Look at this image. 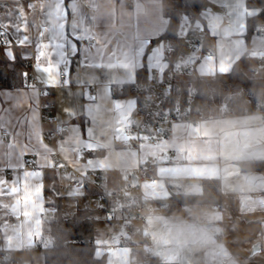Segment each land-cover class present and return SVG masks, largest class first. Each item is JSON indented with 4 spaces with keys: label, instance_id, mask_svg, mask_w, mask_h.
Returning a JSON list of instances; mask_svg holds the SVG:
<instances>
[{
    "label": "crops",
    "instance_id": "obj_1",
    "mask_svg": "<svg viewBox=\"0 0 264 264\" xmlns=\"http://www.w3.org/2000/svg\"><path fill=\"white\" fill-rule=\"evenodd\" d=\"M132 2L0 0V31H6L12 41L10 45L0 41V48L9 60L20 57L29 66L24 86L0 89V246L12 250L17 260L30 259L31 263H26L32 264L34 252L42 247L40 239H48L50 226L43 217L45 212L59 213L61 207L64 215L71 217L89 208L82 196L98 194L86 178L108 191L126 181L127 169L135 170L156 157L158 178L137 187L148 205L139 234L152 251H160L161 261L264 264V171L242 168V162L264 164V124L256 113L209 117L198 126L176 123L174 138L159 146L136 144L127 136L124 127L137 113V99L117 96L114 90L166 65L164 41L158 38L169 24L164 14L166 0ZM248 3L204 0L195 25L208 39L197 51L191 72L178 75V79H210L229 72L236 62L246 74L264 78L258 63L264 56V37L257 31L249 33L248 22L259 8H249ZM18 16L27 23L26 31L2 27L17 23L23 27ZM188 21L183 19V23ZM56 24L61 35L72 40L73 36L86 35L95 47L85 63L83 51L71 56L69 49L68 65L57 64L55 46L48 47L49 66L55 74L45 83V74L35 69V45L47 43L51 32L44 29ZM24 35L31 43L21 46L18 38ZM77 44L82 50L87 47L84 41ZM62 71L66 73L64 84L59 79ZM33 79L52 92V117L64 125L60 138L52 135L55 126L43 117L42 96ZM3 130L8 131L7 137L1 136ZM54 151H58L55 161L50 157ZM171 157L174 161L169 163ZM64 163L79 175L64 172ZM7 167L13 170L4 172ZM205 179L219 181L222 205L200 209L184 205L176 214L160 210L158 202L172 194L202 193ZM89 209L96 221L95 209ZM121 211L124 219L128 211ZM213 226H218V231ZM120 234L114 244L106 246L98 245L95 235L96 255L105 256L106 264H138L141 235L121 242ZM257 242L260 250L252 254Z\"/></svg>",
    "mask_w": 264,
    "mask_h": 264
},
{
    "label": "trees",
    "instance_id": "obj_2",
    "mask_svg": "<svg viewBox=\"0 0 264 264\" xmlns=\"http://www.w3.org/2000/svg\"><path fill=\"white\" fill-rule=\"evenodd\" d=\"M203 3L204 0H166L164 14L169 18V24L158 40L170 39L175 45H179V27L183 19H199ZM248 7L259 8V12L248 19L249 33H252L264 22V0H249ZM207 39V34L204 33L203 43ZM28 70L26 60L17 57L11 61L0 48V89L24 86V74ZM147 76H139L138 80L146 79ZM186 80L181 79L176 83L171 106L173 109L178 107L179 111L189 110V115L193 118L256 113L260 103L264 102V78L246 74L239 62H236L229 72L218 73L213 78L195 76L188 79L193 82L195 88L194 100L189 104L185 97ZM114 91L117 96L138 95L133 84L123 88L117 87ZM242 168L263 172L264 164L260 161L242 162ZM222 196L219 181L205 179L202 193L172 194L167 200L159 201L158 205L162 212L176 214L181 212L184 205L195 209L220 206L223 204ZM61 210L59 207V217L56 220L49 221V238L47 243L40 247L44 253V264H106L105 256L96 255V230L92 210L83 208L71 217H66ZM150 264L177 263L163 262L155 255Z\"/></svg>",
    "mask_w": 264,
    "mask_h": 264
},
{
    "label": "built area",
    "instance_id": "obj_3",
    "mask_svg": "<svg viewBox=\"0 0 264 264\" xmlns=\"http://www.w3.org/2000/svg\"><path fill=\"white\" fill-rule=\"evenodd\" d=\"M129 5L133 4V0H126ZM222 13H226L223 10ZM200 14V12H199ZM197 18L189 20L187 23H181L179 27V37L181 39L179 45H175L170 39L164 40L163 55L166 65L162 68H157L151 71L146 79L137 80L133 86L137 92V113L129 117L125 124V132L130 140L136 144L148 143L153 146H159L163 141L172 139L175 136L174 125L179 122H188L198 126L203 119L193 118L189 115V110L179 111V108L173 109L171 106V100L175 85L181 79H178V75H188L191 72L192 65L191 58L187 62H183L181 51L186 50L191 53L197 52L204 40V33L195 25ZM257 32L260 36L264 37V22L258 27ZM10 40V36L7 33V37H0V41L3 44H7ZM93 44L90 39L86 45ZM194 47H197L196 51ZM262 69H264V56H261L258 61ZM60 83L66 82V73L62 71L59 75ZM33 84L39 89L42 96L41 109L43 117L47 123L54 124L55 129L52 135L60 138L64 131V125L55 123L52 117V109L55 105L51 90L37 79H33ZM186 100L191 103L195 97V88L191 80H186ZM256 114L260 117V122L264 124V102H261L258 106ZM8 131L3 130L2 137L8 136ZM50 136V135H49ZM51 159L55 161L58 157V151H54L50 155ZM174 158L169 159V163H172ZM33 164V161L29 162ZM157 165L156 157L152 161L140 164L137 169H127L125 172L128 175V179L116 188L105 191L99 186L86 178L88 185L94 187L98 194L102 196L107 202L108 211L114 216L118 210L128 211L124 220L126 221V227L124 232L118 237L119 241L126 242L129 236L133 235L135 231H141L144 223L143 212L147 208V203L142 193L137 191V187L140 183L147 180H155L158 175L155 171ZM64 172H68L70 175L78 176L79 173L71 168L70 164L64 163L62 165ZM132 176L137 178V185L132 182ZM134 212V213H131ZM136 214V216H134ZM47 221L56 220L59 217L57 211L45 212L43 215ZM139 223L134 224V222ZM47 243V239L42 237L39 241V245L44 246ZM141 251V259L138 264H150L151 259L155 256V253L146 246L145 237L139 245ZM0 264H28L24 261L17 260L15 253L0 246Z\"/></svg>",
    "mask_w": 264,
    "mask_h": 264
},
{
    "label": "snow or ice",
    "instance_id": "obj_4",
    "mask_svg": "<svg viewBox=\"0 0 264 264\" xmlns=\"http://www.w3.org/2000/svg\"><path fill=\"white\" fill-rule=\"evenodd\" d=\"M67 13L65 12V15ZM11 15V14H9ZM50 15V14H48ZM56 15L59 16V10H57ZM18 19L22 22L23 27H21V25L19 23L17 24H8V25H3V28H8V27H12L16 32H21V31H26L27 30V23L23 20V18L21 16H18ZM48 20V19H47ZM45 32H51V36L48 39L47 43H44L43 41H40L38 43H36L35 47H36V51H37V57H36V65H35V69L38 70L39 72L45 74V83L46 81L55 73L53 72L52 67H50L49 65L51 64V58L48 57L46 49L50 46H55L56 48V62L57 64H69L70 60L69 58L66 57V52H68V50L70 49L71 52V56H78L80 54L81 51H83V55H84V61L83 63H85L87 61V57L91 56V53L94 50L95 45L94 44H89L87 47L83 48V50L81 49V47L77 44V41H84L85 43H87L88 38L86 35H78V36H73L74 40L69 39L67 37L66 34L61 35L60 31H59V25H50V27L45 28L44 29ZM0 37H7V32L6 31H0ZM19 39V44L22 45H26L31 43V41H29L27 39V37L24 35L22 36V38H18ZM69 40L72 41V43H69ZM12 43L11 40L8 41V44L10 45ZM151 43V42H149ZM5 47H7V45H5ZM44 53L43 55H40V53ZM9 52H6V54H8ZM11 56L13 59H15V54L13 52H10ZM145 57H148V52L145 51L144 52ZM45 62H46V66H45ZM25 78L27 77V74H24ZM54 86V85H53ZM3 111V109H0ZM9 170H13L11 167H7L4 168L3 171L7 172ZM4 182H8V180L5 178ZM15 182V178H13V183Z\"/></svg>",
    "mask_w": 264,
    "mask_h": 264
},
{
    "label": "rangeland",
    "instance_id": "obj_5",
    "mask_svg": "<svg viewBox=\"0 0 264 264\" xmlns=\"http://www.w3.org/2000/svg\"><path fill=\"white\" fill-rule=\"evenodd\" d=\"M195 55H197V52L191 53V52L186 51V50L181 51V56H182L183 62L189 61V59L191 57H194ZM88 195L86 197L82 196V198L83 197L85 199L87 198V200H88L87 206H89V208L95 209V212H96L95 213V215H96L95 230H96V241H97L98 245H105L106 246V245L114 244L115 243L114 239L117 238L119 233H123L124 229L126 227V221L124 219H122V217H121L122 211L118 210L116 212V214L114 216H112V214L108 211V208H107L108 202L102 196H100L99 194H94V195H89V196ZM66 209L67 208L65 207V210ZM132 213H134V212H132ZM143 215H144V220H145L147 217V211L146 210L143 213ZM136 218H137V216H136ZM134 224H136V222H134ZM140 232L141 231H135L134 234L138 235ZM134 234L129 236V238H132V236H134ZM139 235H141V238L139 240L140 243L137 242V244H141V242L143 240L142 234H139ZM47 238H49V235ZM131 240H132V242H134L133 239H131ZM134 243H136V242H134ZM145 244L149 248V246L147 245V240H145ZM139 252H140V250H139ZM24 262L31 263L30 259H26V258L24 259ZM32 264H44V253H43L42 249H38L34 252L33 258H32Z\"/></svg>",
    "mask_w": 264,
    "mask_h": 264
},
{
    "label": "water",
    "instance_id": "obj_6",
    "mask_svg": "<svg viewBox=\"0 0 264 264\" xmlns=\"http://www.w3.org/2000/svg\"><path fill=\"white\" fill-rule=\"evenodd\" d=\"M197 50V47H194V50L193 51H196ZM191 63H195L197 61V57H192L191 58ZM132 182L134 185H137V178L135 176H132ZM212 229H214L215 231H218V226H213ZM260 250V243L257 242L253 247H252V254L259 251ZM155 255L156 256H159L160 255V251H156L155 252Z\"/></svg>",
    "mask_w": 264,
    "mask_h": 264
}]
</instances>
